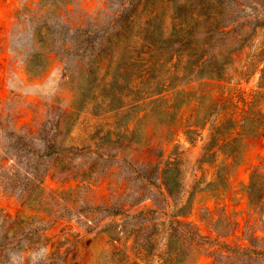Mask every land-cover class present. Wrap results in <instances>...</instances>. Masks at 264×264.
<instances>
[{
    "label": "rangeland",
    "instance_id": "374dc122",
    "mask_svg": "<svg viewBox=\"0 0 264 264\" xmlns=\"http://www.w3.org/2000/svg\"><path fill=\"white\" fill-rule=\"evenodd\" d=\"M194 1L0 0V264H264L240 192L264 133L224 186L192 125L256 90L264 0H220L240 17L212 36Z\"/></svg>",
    "mask_w": 264,
    "mask_h": 264
},
{
    "label": "trees",
    "instance_id": "16d2710c",
    "mask_svg": "<svg viewBox=\"0 0 264 264\" xmlns=\"http://www.w3.org/2000/svg\"><path fill=\"white\" fill-rule=\"evenodd\" d=\"M214 1L220 7L221 13L219 12V14L209 12L208 0H195V6H193L196 12L195 15L203 16L207 21V31L205 33L210 36L214 35L213 30L227 27L240 17L238 10H232L229 14V11H225V6H223L222 1ZM236 3L238 5V2ZM263 25L261 23L260 27ZM223 34V32H218L217 35L222 36ZM199 51L195 58V66L197 68H204L210 65L211 68L208 69L209 72L206 78L210 80H222L223 72H220L221 65L213 61V54L207 52V57L203 58V50ZM260 61L262 60H259L256 65L257 67L261 63ZM259 73L256 90L248 98L244 97L243 93L238 89H228L227 95L223 98L222 102L228 112L222 119L217 118L218 113L211 119L213 113L211 112V114L207 113L201 117L199 116L200 118L192 124L200 129L206 123H209L208 136L210 143L207 145V151L210 154L206 153L209 155V161L207 163L212 168H216L210 182L219 181L222 185L226 186L230 169L240 163L242 140L260 136L264 133V62L259 69ZM211 86L216 87L215 85ZM219 97H222L221 93ZM215 103L218 104L221 102L217 100ZM217 152H221V156L223 157L220 162H217L216 159ZM168 181L169 179L164 181V186L166 191L171 193V186ZM240 192L246 199L250 214L260 217L264 212V160H262L260 166L252 169L248 181L241 186Z\"/></svg>",
    "mask_w": 264,
    "mask_h": 264
}]
</instances>
